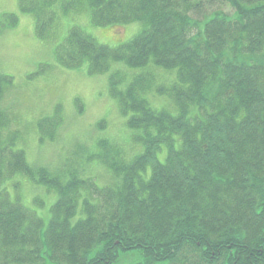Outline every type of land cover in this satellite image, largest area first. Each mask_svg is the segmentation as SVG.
<instances>
[{"label": "trees", "instance_id": "16d2710c", "mask_svg": "<svg viewBox=\"0 0 264 264\" xmlns=\"http://www.w3.org/2000/svg\"><path fill=\"white\" fill-rule=\"evenodd\" d=\"M17 1L40 40L59 11L85 6L95 26H144L116 49L74 27L54 51L60 67L86 65L89 77L113 63L141 71L124 89L126 77L113 72L109 94L143 152L127 161L119 144L99 140L89 160L115 180L100 187L75 171L51 176L32 166L3 142L12 77L0 74V264H117L134 251L142 256L134 264H264V0H219L231 13L207 16L198 6L213 0ZM5 18L8 29L17 25V16ZM153 93L173 107L151 105ZM61 124L59 108L39 120L41 141L54 142ZM23 181L57 194L46 230L10 193L8 182L17 190Z\"/></svg>", "mask_w": 264, "mask_h": 264}, {"label": "rangeland", "instance_id": "374dc122", "mask_svg": "<svg viewBox=\"0 0 264 264\" xmlns=\"http://www.w3.org/2000/svg\"><path fill=\"white\" fill-rule=\"evenodd\" d=\"M213 10L231 13L227 5L213 0L198 6L197 15L207 16ZM6 15L18 18L12 29L7 28ZM35 23L33 16L21 13L17 0H0V74L12 77L1 102V108L10 120L3 134L6 142H3L24 151L29 164L44 168L51 176L75 171L83 178L94 179L100 187L112 175L100 161L89 160L91 154L101 152L97 146L99 140L109 139L119 144L127 161L143 152L142 146L134 142L135 131L126 126L128 117L121 115L109 94V77L113 72L126 77V82L118 87L124 89L141 71L129 70L123 63H113L107 73L89 77L86 65L74 70L60 67L54 51L74 27L97 43L116 49L127 45L144 30V26L141 23L95 26L87 6L80 13L65 15L59 11L57 23L46 40L37 37ZM162 73L158 72V79L170 84L167 81L172 76L164 74L161 77ZM151 96L159 104H166L159 106L149 97L151 105L173 107L168 97L160 98L154 93ZM57 108L63 120L59 136L54 142L47 139L42 142L38 122L54 117ZM171 113L177 114L176 111ZM101 123H104L103 129L98 128ZM158 157L164 162L165 150ZM114 181L111 179L110 183ZM7 185L13 197L20 194L22 204L39 214L44 223L42 229L46 230L50 210L57 200L55 191L34 182L23 181L17 190L9 182ZM141 258L136 251L122 253L117 264H134Z\"/></svg>", "mask_w": 264, "mask_h": 264}, {"label": "bare ground", "instance_id": "6f19581e", "mask_svg": "<svg viewBox=\"0 0 264 264\" xmlns=\"http://www.w3.org/2000/svg\"><path fill=\"white\" fill-rule=\"evenodd\" d=\"M7 26H9V25H7Z\"/></svg>", "mask_w": 264, "mask_h": 264}]
</instances>
